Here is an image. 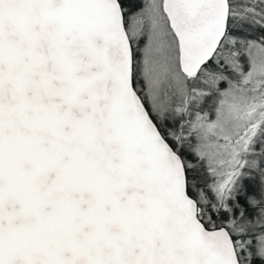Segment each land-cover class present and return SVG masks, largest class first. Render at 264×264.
Masks as SVG:
<instances>
[{
    "label": "snow or ice",
    "instance_id": "snow-or-ice-1",
    "mask_svg": "<svg viewBox=\"0 0 264 264\" xmlns=\"http://www.w3.org/2000/svg\"><path fill=\"white\" fill-rule=\"evenodd\" d=\"M0 264H264V0H0Z\"/></svg>",
    "mask_w": 264,
    "mask_h": 264
}]
</instances>
